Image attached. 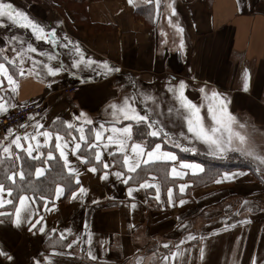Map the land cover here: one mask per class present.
I'll return each instance as SVG.
<instances>
[{
	"label": "snow or ice",
	"instance_id": "1",
	"mask_svg": "<svg viewBox=\"0 0 264 264\" xmlns=\"http://www.w3.org/2000/svg\"><path fill=\"white\" fill-rule=\"evenodd\" d=\"M127 3L137 9L151 6L153 22L166 21L178 36L176 50L186 53L185 28L173 19L178 16L175 0H127ZM63 24V20H57V26L45 25L13 0H0V32L4 33L0 35V117L5 121L14 110L26 107V103L17 102L24 79H47L51 88L56 77L67 73L79 77L82 85L101 78L110 86V78L121 73V68L108 59L89 54L80 40L63 31L60 27ZM160 35L167 50L168 33L161 28ZM36 42L48 48L38 47ZM86 72L91 74L85 75ZM192 80L196 77L177 80L168 75L157 87L153 81L144 85L129 78L118 85L119 89L129 91L121 95L109 90L97 105L96 111L103 106L101 116L92 117L81 109L72 112L70 119L57 115L46 122L47 113L34 110L18 124L3 126L0 224L7 217L16 228L27 224L29 232L35 230L52 242L50 254L33 259L32 264H55L53 257L65 255L62 249L74 255L71 251L74 248L99 264L94 236L87 223L77 234L71 227L49 229L45 220V213L57 211V202L62 198L84 206L117 199L106 194L89 199L91 188L82 182L85 174L113 186L116 182L124 185L127 202L120 203L130 213H135L140 205L148 206L150 201L161 210L183 208L195 199L189 189L205 179L222 185L236 182L251 172L264 181V145L255 141L247 123L233 112L227 94L207 83L198 82V87H194ZM249 86L250 74L246 72L244 91ZM192 91L197 92V98L191 96ZM196 157H207L221 166L210 167L206 160ZM233 159L248 164L246 168L235 169L225 166V162ZM53 173L56 176L49 184L40 183L41 178ZM141 192L144 196L138 203ZM7 206L14 211H6ZM217 214L221 215L219 225L202 232L196 229L194 221L177 216L176 227L182 236L174 243L160 242L152 251V258L158 257L159 264H193L191 255L195 252L200 264H211L208 257L212 240L239 228L240 234L234 237L231 246L233 264H237L235 258L241 254L245 229L254 222L255 215L264 214V189L253 199L244 198L238 205L229 203L222 214ZM203 215L213 223L210 213ZM135 227L130 223V229ZM111 244L108 238L99 242V248L110 252ZM160 249L164 250L162 255H158ZM0 257L16 264L14 256L4 247H0ZM152 258L150 264H154ZM143 259L137 256L130 264H143ZM249 264H264V252H254Z\"/></svg>",
	"mask_w": 264,
	"mask_h": 264
},
{
	"label": "crops",
	"instance_id": "2",
	"mask_svg": "<svg viewBox=\"0 0 264 264\" xmlns=\"http://www.w3.org/2000/svg\"><path fill=\"white\" fill-rule=\"evenodd\" d=\"M80 1L69 4L61 0H13L45 25L57 26V20H63L60 27L64 32L80 40L89 54L120 67L121 73L110 78V86L101 78L82 85L79 77L62 73L49 88L47 79L30 77L21 81L17 102L43 105L46 122L57 115L70 119L72 112L81 109L98 117L103 115V106L99 111L95 109L106 93L111 90L123 95L129 89H119L118 85L129 78L144 85L153 81L158 87L168 75L177 80L195 76L196 80L191 81L194 87H198V82L207 83L210 88L227 94L232 101L231 109L241 122L247 123L249 133L264 140V0H256L255 4L252 0H175L178 16L173 19L185 28V54L176 50L178 36L174 29L163 19L153 22L151 6L137 9L128 5L127 0ZM161 28L168 33L167 50L161 44L164 39ZM37 46L48 48L42 42ZM246 72L250 74L248 91L243 89ZM77 84L80 89L72 94L62 90ZM191 96L197 98V92L192 91ZM82 182L91 188L89 199L103 194L117 199L84 206L62 198L57 202V211L45 213V220L49 229L71 227L77 234L87 223L94 236L99 264H130L137 256L144 258L143 264H150L152 251L160 242L174 243L182 236L176 227L177 216L194 221L196 229L202 232L219 225L221 215L217 213L222 214L229 203L238 205L240 200L253 199L264 189V181L251 172L236 182L222 185L205 179L189 189L195 199L183 208L161 210L150 201L148 206L140 205L135 213H130L120 203L127 202L124 185L116 182L113 186L90 174H85ZM143 196V192L138 194V203ZM9 207L5 210L13 212ZM24 212L22 209V215ZM204 212L212 215L213 223H209ZM3 219L0 247L14 256L16 264H32L33 259L50 254L49 237L35 230L29 232L27 224L16 228L7 217ZM130 223L136 227L130 229ZM239 234L238 228L212 240L208 257L211 264H233L232 240ZM245 237L241 254L235 258L237 264H249L254 252H264V214L255 215L254 222L245 229ZM108 238L112 241L111 251L104 252L99 242ZM62 250L65 255L53 257L55 264H94L79 248L71 250L74 255ZM163 252L160 249L158 255ZM152 259L154 264H159L158 257ZM191 259L193 264H200L195 252ZM0 262L9 264L4 257H0Z\"/></svg>",
	"mask_w": 264,
	"mask_h": 264
},
{
	"label": "built area",
	"instance_id": "3",
	"mask_svg": "<svg viewBox=\"0 0 264 264\" xmlns=\"http://www.w3.org/2000/svg\"><path fill=\"white\" fill-rule=\"evenodd\" d=\"M80 89V85H73L71 87H64L62 90L67 94H72ZM38 105L39 107H36ZM41 111L44 110L43 105L41 104H35V103H29L26 104V107L23 109H16L14 110L13 115H9L7 117V120L5 121L2 117H0V136H2L4 132V125H15L18 124L19 121L26 117V114L30 111Z\"/></svg>",
	"mask_w": 264,
	"mask_h": 264
},
{
	"label": "trees",
	"instance_id": "4",
	"mask_svg": "<svg viewBox=\"0 0 264 264\" xmlns=\"http://www.w3.org/2000/svg\"><path fill=\"white\" fill-rule=\"evenodd\" d=\"M61 1H64L66 3H69V1H73L75 3H80L81 1L80 0H61ZM83 7V10L85 8V5L82 6ZM74 12V10H72ZM36 44H40V42H36ZM187 158H191L190 154H185ZM196 159H203V160H206L209 164V166L211 167L213 164H216L217 167H220L221 165L218 163V162H214L212 160H210L209 158L207 157H196ZM29 164H33L35 162L33 161H28ZM248 162L245 161V160H241V159H233L232 161L230 162H225V166L227 167H230V168H237V167H240V168H246ZM56 176V173H53L52 176H49L47 178H41L40 179V183L41 184H44V185H47L51 182V180ZM9 208H12L11 206Z\"/></svg>",
	"mask_w": 264,
	"mask_h": 264
},
{
	"label": "rangeland",
	"instance_id": "5",
	"mask_svg": "<svg viewBox=\"0 0 264 264\" xmlns=\"http://www.w3.org/2000/svg\"><path fill=\"white\" fill-rule=\"evenodd\" d=\"M254 139L258 144L264 145V140H258L256 137H254Z\"/></svg>",
	"mask_w": 264,
	"mask_h": 264
}]
</instances>
